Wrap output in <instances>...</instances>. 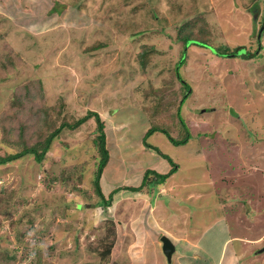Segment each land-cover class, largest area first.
Here are the masks:
<instances>
[{
    "label": "rangeland",
    "instance_id": "1",
    "mask_svg": "<svg viewBox=\"0 0 264 264\" xmlns=\"http://www.w3.org/2000/svg\"><path fill=\"white\" fill-rule=\"evenodd\" d=\"M197 17L219 51L177 40ZM262 22L264 0H0V155L38 146L64 120L96 112L110 199L97 203L96 117L63 128L41 164L27 154L0 166V264L11 255L24 264H155L162 256L153 259L147 236L162 223L193 241L208 225L200 244L214 258L225 228L264 236ZM240 46L254 57L216 55ZM31 80L34 90L19 96ZM182 122L191 135L185 145L157 131L146 140L153 149L144 146L153 126L183 137ZM173 162L175 172L153 187ZM147 172L142 190L131 191ZM258 247L256 264H264V240Z\"/></svg>",
    "mask_w": 264,
    "mask_h": 264
},
{
    "label": "trees",
    "instance_id": "2",
    "mask_svg": "<svg viewBox=\"0 0 264 264\" xmlns=\"http://www.w3.org/2000/svg\"><path fill=\"white\" fill-rule=\"evenodd\" d=\"M126 1H128V0H126ZM261 29L264 32V22H262ZM263 32L261 33V36H260L261 40H262ZM204 36H205L204 27L202 26V23L200 22V18L197 17L191 21H187V22L183 23V25L180 27V29L177 33V40L184 45V48L187 46L188 47L189 46H199V47H210V48L216 49L215 47L210 45L209 37L208 36L204 37ZM216 50L219 51L218 49H216ZM153 53H154V51H153ZM228 54L229 55L232 54V55H235L236 57L245 58V59L254 57V55H255V54L249 52L246 49V47H243V46L237 47L235 49L234 53L228 52V50H224V51H222V53H219V52L216 53V55H219V56L220 55L221 56H228ZM139 57H140V62L142 63L143 68L144 69H145V67L147 68V66L151 62V53L149 52V50L145 49V51L141 55H139ZM180 79H181V77H180ZM31 83H32V80L29 82L28 85H26L24 87L25 92L21 91L19 96L22 94L25 95L26 92L30 93L32 88L34 90V84H33V87H31ZM37 93H40L39 86L37 87ZM19 96L17 99H12V100H14V110L19 108L20 106H22L21 100H19ZM42 115L40 116V122L43 125V123L45 122V119H47V117L45 118V116H47V113L45 112ZM51 116H53V113L51 114ZM92 117H97L96 120L98 123V130H99V135H98L97 141H96V144H97L96 147H97L99 154H100V160L98 162V164H99L98 171L95 173V177H94V185H95L97 195L100 196L101 198L97 203L100 204L101 206H108L110 204V201H109L110 199H107L103 193V189H102V185H101V175H102V172H103L105 166L108 163L109 152H108V149L106 146V136L104 133V123H103L101 117L96 112L90 111L86 116L81 117L80 119H77L76 122H74V123H69L67 120L66 121L64 120L61 123L60 127L56 128L49 136H47L43 141H41L40 142L41 144L38 146L22 149L21 151H19L17 153L16 152L15 153H8L7 156L0 155V166L7 164L13 160L20 159L27 154L33 155L34 159L37 161V163L41 164L46 153L50 150L51 145L54 142V139L57 137V135L61 132V130L63 128L75 129L78 126L83 125L86 121H88V119H90ZM179 118H180V116H179ZM182 124L185 125L184 122H182ZM35 125L38 128H40V126L37 123H35ZM185 127L187 128L186 125H185ZM1 128L4 130L5 133H6V130H8L4 125H1ZM11 128L12 127L10 126L9 131ZM157 131L165 133L167 135L168 139L170 141H172L175 145H178V146L185 145L191 139V137H190L191 135H189L188 128H187V131H185V134L183 137H180L179 139H175L165 129L153 126L147 131V133L145 134L144 140H143L144 146L146 148L153 149V146L148 145L146 140L149 136H151L153 133H155ZM155 150L159 153V155L164 156L159 149H155ZM173 166L174 167L172 168V170L168 174H165V175H159L158 174L157 178H156V182L152 183V186L155 187L156 185H159L162 183L164 184L167 181V179L177 169V164H175L174 162H173ZM148 172H147V175H145V178H144L142 185H140L139 187H135V188L130 187L129 189L131 191H134V192L141 191L142 188L146 185L145 184L146 181L148 180V176H149ZM152 172H154V171H152ZM149 183H151V182H147L148 185H149ZM110 198H112V197L110 196ZM109 252H110V250L107 249L104 254L107 255V254H109ZM10 259L11 260H17V257H13V255H11Z\"/></svg>",
    "mask_w": 264,
    "mask_h": 264
},
{
    "label": "crops",
    "instance_id": "3",
    "mask_svg": "<svg viewBox=\"0 0 264 264\" xmlns=\"http://www.w3.org/2000/svg\"><path fill=\"white\" fill-rule=\"evenodd\" d=\"M182 200V199H181ZM184 203H187L188 200L184 199ZM183 224H187L189 226V218L191 215L188 213L184 215ZM208 226V225H207ZM205 227L204 229H200L199 232L200 236L197 241H193L190 239L189 233H187V230H172L168 227H171L170 224H159V229H150L151 232L147 236V240H151L150 244L147 242V245H150V248L152 249V254L154 252L153 259L155 260L157 255L160 254L162 257L156 260L155 264H167L166 258L162 250V243H161V237L163 235H166L169 237L173 243L175 244L176 251L173 254L171 263L172 264H198L199 257L205 256L209 257V260L207 261V264H256L259 262V258L261 257V254H259L258 250H262L263 247H258V244H260L264 240V236H259L258 238H252L248 239L246 237H237L232 236L229 233L228 228H225L222 231V234L225 235L224 239L225 241L222 244L221 251L217 257H212L210 253V248L207 247V245L203 246L200 244L201 238L203 236H207L209 228ZM154 228V226H152ZM150 238V239H149ZM204 237L203 239H205ZM237 242V246L234 247V243ZM141 244H144L143 241ZM143 250V249H142ZM156 252V254H155ZM258 252V253H257ZM263 252V251H262ZM128 255V254H127ZM151 255V256H153ZM176 256V259H175ZM198 256V257H197ZM165 258V260L163 259ZM204 259V260H205ZM264 259V258H263ZM199 260V261H198ZM203 260V261H204ZM164 262V263H162ZM199 264H204L202 261L199 262Z\"/></svg>",
    "mask_w": 264,
    "mask_h": 264
},
{
    "label": "water",
    "instance_id": "4",
    "mask_svg": "<svg viewBox=\"0 0 264 264\" xmlns=\"http://www.w3.org/2000/svg\"><path fill=\"white\" fill-rule=\"evenodd\" d=\"M262 32H263V30L261 29L260 30V33H259V40H260V36H261V33ZM161 243H162V250H163L164 255L166 256V258L168 259V261L171 262L172 257H173V254L176 251L175 244L166 235H163L161 237ZM263 251H264V249H263Z\"/></svg>",
    "mask_w": 264,
    "mask_h": 264
},
{
    "label": "built area",
    "instance_id": "5",
    "mask_svg": "<svg viewBox=\"0 0 264 264\" xmlns=\"http://www.w3.org/2000/svg\"><path fill=\"white\" fill-rule=\"evenodd\" d=\"M11 264H24V261H22L21 259H17L12 261Z\"/></svg>",
    "mask_w": 264,
    "mask_h": 264
},
{
    "label": "bare ground",
    "instance_id": "6",
    "mask_svg": "<svg viewBox=\"0 0 264 264\" xmlns=\"http://www.w3.org/2000/svg\"><path fill=\"white\" fill-rule=\"evenodd\" d=\"M97 118V117H96Z\"/></svg>",
    "mask_w": 264,
    "mask_h": 264
}]
</instances>
